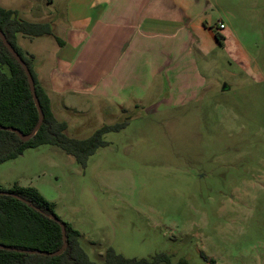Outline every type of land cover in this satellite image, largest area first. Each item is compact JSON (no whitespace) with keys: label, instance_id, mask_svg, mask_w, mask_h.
<instances>
[{"label":"rangeland","instance_id":"1","mask_svg":"<svg viewBox=\"0 0 264 264\" xmlns=\"http://www.w3.org/2000/svg\"><path fill=\"white\" fill-rule=\"evenodd\" d=\"M196 1L227 27L224 45L198 57L204 95L167 111L81 98L65 113L68 136L127 123L86 168L51 145L0 164V190H38L97 263L114 248L172 264H264V0ZM13 2L41 12L50 0Z\"/></svg>","mask_w":264,"mask_h":264},{"label":"crops","instance_id":"2","mask_svg":"<svg viewBox=\"0 0 264 264\" xmlns=\"http://www.w3.org/2000/svg\"><path fill=\"white\" fill-rule=\"evenodd\" d=\"M0 6L51 24L63 41L18 36L60 121L81 98L122 109L186 107L208 86L198 57L220 49L217 33L226 40L227 27L218 30L196 0H50L41 12L28 2Z\"/></svg>","mask_w":264,"mask_h":264},{"label":"trees","instance_id":"3","mask_svg":"<svg viewBox=\"0 0 264 264\" xmlns=\"http://www.w3.org/2000/svg\"><path fill=\"white\" fill-rule=\"evenodd\" d=\"M0 30L28 67L43 114L41 127L27 142L7 130L13 128L29 135L38 124L40 114L25 71L0 38V164L17 159L27 149L51 145L73 156L82 168H86L90 157L108 145L105 135L120 132L127 123L104 125L85 139L68 136L67 123L56 118L50 97L38 81L33 57H28L18 46L19 35L30 38L54 36L51 24L23 20L17 11L0 6ZM54 37L63 46V41ZM216 38L222 47L224 37L217 33ZM0 191L11 192L31 204L13 196H0V245L5 246L0 249V264H172V256L168 253H158L150 259L127 258L114 248L107 249L103 263L92 261L81 245L80 232L58 217L55 204L47 201L38 190L16 185ZM65 244L67 247L60 255H50L63 249ZM179 264L188 263L182 260Z\"/></svg>","mask_w":264,"mask_h":264},{"label":"water","instance_id":"4","mask_svg":"<svg viewBox=\"0 0 264 264\" xmlns=\"http://www.w3.org/2000/svg\"><path fill=\"white\" fill-rule=\"evenodd\" d=\"M0 38H1V41L3 42L4 46L7 48V50L12 54V56L17 61V63L25 71V74H26L27 79H28V83H29V87H30L31 93L33 95L34 102H35L36 107H37V109L39 111V114H40V118H39L38 124L36 125V127L34 128V130L32 131V133H30L29 135H23L20 131H18L16 129L7 128V130H9V131L15 132L20 137V139L22 141L27 142V141H29L30 139H32L34 137V135L38 132L39 128L41 127V124L43 122V114L41 112L40 104H39V101H38V98H37V95H36L34 80L32 78V75H31L30 71L28 70V67L26 66V64L24 63V61L22 60V58L19 56V54L11 46V44L8 42V40L6 39L5 35L3 34V32L1 30H0ZM226 89H227V87L225 85L224 86V90H226ZM0 196H13V197H15L17 199H20L23 202L31 205L27 201L23 200L22 198H20L19 196L15 195V194H13L11 192L0 191ZM50 218L53 219L54 221H57L58 222V219L55 216L50 215ZM62 231H63V239L66 240L65 227L63 225H62ZM66 247H67V245L65 244L64 247H63V249H61V250H59V251H57L55 253H52L50 255L51 256L60 255L66 249ZM0 249H5V246L4 245H0Z\"/></svg>","mask_w":264,"mask_h":264},{"label":"built area","instance_id":"5","mask_svg":"<svg viewBox=\"0 0 264 264\" xmlns=\"http://www.w3.org/2000/svg\"><path fill=\"white\" fill-rule=\"evenodd\" d=\"M224 29H225V25L220 23L218 25V30H224Z\"/></svg>","mask_w":264,"mask_h":264}]
</instances>
